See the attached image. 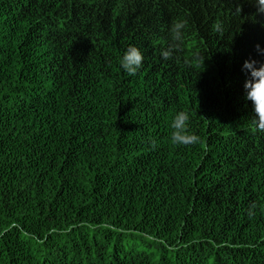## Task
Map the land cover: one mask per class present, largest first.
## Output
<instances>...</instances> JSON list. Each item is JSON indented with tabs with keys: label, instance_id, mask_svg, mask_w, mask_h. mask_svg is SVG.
<instances>
[{
	"label": "trees",
	"instance_id": "16d2710c",
	"mask_svg": "<svg viewBox=\"0 0 264 264\" xmlns=\"http://www.w3.org/2000/svg\"><path fill=\"white\" fill-rule=\"evenodd\" d=\"M257 43L251 0H0V264H264Z\"/></svg>",
	"mask_w": 264,
	"mask_h": 264
},
{
	"label": "clouds",
	"instance_id": "9594fccd",
	"mask_svg": "<svg viewBox=\"0 0 264 264\" xmlns=\"http://www.w3.org/2000/svg\"><path fill=\"white\" fill-rule=\"evenodd\" d=\"M256 5L258 13H264V0H251ZM184 22H174L170 28V34L173 41H179L182 36ZM216 31L220 30L219 24L214 25ZM257 54L264 55V48L259 43L255 45ZM170 51H162L164 59L170 58ZM143 54L134 45H130L119 59L120 67L129 77L135 76L143 64ZM241 70L246 74L244 88L245 98L252 102V130L264 132V62H258L255 59H246ZM190 115L186 111L177 112L169 122L170 142L173 144L198 143L199 137L190 131ZM251 211V209H250Z\"/></svg>",
	"mask_w": 264,
	"mask_h": 264
}]
</instances>
